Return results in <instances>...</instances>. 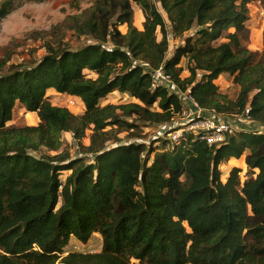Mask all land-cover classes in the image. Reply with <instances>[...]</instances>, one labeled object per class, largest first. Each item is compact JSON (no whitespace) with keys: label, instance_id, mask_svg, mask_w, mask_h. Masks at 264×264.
<instances>
[{"label":"trees","instance_id":"obj_1","mask_svg":"<svg viewBox=\"0 0 264 264\" xmlns=\"http://www.w3.org/2000/svg\"><path fill=\"white\" fill-rule=\"evenodd\" d=\"M25 1L43 0H0V17ZM251 1L96 0L70 18L78 35L96 43L77 50L49 45L32 67L0 69V264H264V132L241 131L219 146L188 139H166L162 148L106 144L114 126H134L128 116L168 123L182 111L167 89H151L135 61L163 66L204 107L228 115L251 107L253 120L264 124V48L258 56L247 46ZM133 3L145 15L143 29L134 24ZM168 22L184 40L167 58ZM223 73L240 87L234 100L215 83ZM50 88L80 97L84 113L53 105ZM115 90L137 102L102 106ZM18 104L37 112L39 124L7 125ZM64 132L93 159L62 149ZM40 150L46 152L34 154ZM243 155L250 176L234 166L222 178V165ZM65 170L71 173L62 179ZM95 234L102 236L99 252L65 254L71 238L87 243Z\"/></svg>","mask_w":264,"mask_h":264},{"label":"rangeland","instance_id":"obj_2","mask_svg":"<svg viewBox=\"0 0 264 264\" xmlns=\"http://www.w3.org/2000/svg\"><path fill=\"white\" fill-rule=\"evenodd\" d=\"M21 0H15V4ZM96 0H43V1H25L18 5L6 17H0V63H6L2 69L5 73L12 65H19L21 67H32L38 63L48 52V46L53 45L56 49L69 48L72 50L81 49L88 44L96 43L94 38L86 35H78L75 29L72 28V20L70 18L74 15H82L89 11ZM160 7V4H158ZM250 11V18L247 22L250 30V39L247 43L248 48L257 52L258 56L261 55L264 48V0H252L248 4ZM134 8V24L143 29L145 15L143 10L137 3H133ZM164 15L166 13L161 10ZM167 17V15L165 16ZM168 20V19H167ZM169 24V22H168ZM123 26V25H122ZM127 26L120 27V30L125 33ZM196 28L189 31L188 34L195 33ZM234 31L230 28L223 32L222 37L215 42L219 44L226 41L223 38L229 32ZM184 35V36H185ZM161 34L159 33V39ZM182 41H173L169 46L172 48L182 45ZM177 43V44H176ZM105 47H110L109 44H104ZM176 51L171 49L168 55L172 56ZM169 56V57H170ZM181 76L183 78L190 75V65L187 58H184L180 64ZM87 76L95 78L97 75L87 71ZM222 75V76H221ZM215 81L219 86L221 92L228 95L230 99H236L240 92V87L233 82V76L229 73H223ZM49 99L53 105L67 107L75 114H83L85 111V104L78 96L60 93L56 89H49L47 92ZM137 102L133 97L128 94L115 90L109 93L104 99L101 100L102 106L113 104L123 105ZM153 109L160 110L158 105L152 106ZM121 113V110H118ZM122 114V113H121ZM182 114H176L172 118V122H180ZM134 126L132 128H118V131L109 136L107 146L114 147L120 144L139 142L142 141L151 146L154 145L162 148V142L167 138L166 135L162 136L160 140L157 139L158 134L162 131H167L168 123H151L148 121L140 120L136 115L126 117ZM40 122L37 112H30L21 104L16 105L13 111V118L7 123L9 126H36ZM113 126L107 127L112 129ZM92 130H87L86 137L83 139L84 146L90 144V134ZM236 135V132L235 134ZM63 148L68 150L71 157L84 156L86 159H93L92 155L85 152L84 148L76 143L71 132H64L62 135ZM158 140V141H157ZM169 149V145L166 146ZM165 149V150H166ZM46 150L35 152V155H41ZM56 154V151H50ZM245 155L239 161L228 160L227 167L222 165V178L228 177L227 171L230 166L239 165L242 168V176H250L247 165L244 160ZM71 173L70 170H65L61 173V178L65 179ZM102 236L95 234L87 243L71 238L69 245L66 247L65 254L70 250L80 252H99L102 249Z\"/></svg>","mask_w":264,"mask_h":264},{"label":"built area","instance_id":"obj_3","mask_svg":"<svg viewBox=\"0 0 264 264\" xmlns=\"http://www.w3.org/2000/svg\"><path fill=\"white\" fill-rule=\"evenodd\" d=\"M167 37L170 45L175 40L182 41L181 38L174 35L170 23L168 24ZM175 48L169 46L167 57L171 55H168L171 49ZM135 64L149 74L152 90L163 87L169 93L174 94L182 104V111L179 113L182 114V120L180 122H168L167 131L158 134V140L166 135L169 145H175L181 140L188 139L189 141H201L209 146H219L235 132H264V124L253 120L251 107L246 108L242 114L230 115L221 113L216 108L204 107L191 91L189 89L184 90L172 75L164 70L163 66L153 68L149 62L145 61H135Z\"/></svg>","mask_w":264,"mask_h":264},{"label":"crops","instance_id":"obj_4","mask_svg":"<svg viewBox=\"0 0 264 264\" xmlns=\"http://www.w3.org/2000/svg\"><path fill=\"white\" fill-rule=\"evenodd\" d=\"M163 15H164V13H163ZM166 15H164V17H165ZM165 18H167V17H165ZM127 26V25H126ZM121 27H124V25L123 26H121ZM128 28V27H127ZM126 31H127V29H125ZM125 31V32H126ZM222 76V75H221ZM50 89H54V88H50ZM241 158H239V159H237V158H231L230 160L232 161V160H234V161H239ZM244 160H245V157H244ZM228 164V163H227ZM227 164H225L224 165V167H227ZM234 166H236V167H240L239 165L237 166V165H232V167H234ZM231 166H230V168H232Z\"/></svg>","mask_w":264,"mask_h":264},{"label":"clouds","instance_id":"obj_5","mask_svg":"<svg viewBox=\"0 0 264 264\" xmlns=\"http://www.w3.org/2000/svg\"><path fill=\"white\" fill-rule=\"evenodd\" d=\"M168 58V57H167Z\"/></svg>","mask_w":264,"mask_h":264}]
</instances>
